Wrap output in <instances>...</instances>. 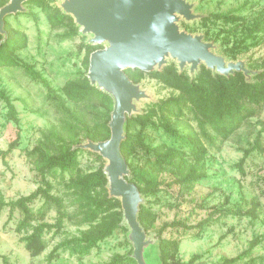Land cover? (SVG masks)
<instances>
[{
  "label": "trees",
  "instance_id": "trees-1",
  "mask_svg": "<svg viewBox=\"0 0 264 264\" xmlns=\"http://www.w3.org/2000/svg\"><path fill=\"white\" fill-rule=\"evenodd\" d=\"M9 1L0 0V8ZM24 4L40 9L52 29H63V39H72L80 34V28L73 18L48 0H28ZM27 14L37 21L38 17L34 12ZM214 18L230 25L233 30H237L240 24L245 23L244 17L234 13L219 14ZM206 20L207 18L202 17L201 23ZM3 31L4 34L0 33V68L19 65L17 53L26 48L27 35L13 28L6 17ZM260 34H264L263 14L257 15L250 25L245 27L244 38L238 43L240 46L226 49L224 55L234 59L237 54L249 49L248 42L251 46L257 45ZM82 47L85 49L82 63L84 72L66 80L58 94L51 95L49 84L31 66L24 64L23 67L34 79H40L47 87L49 97L61 111L69 128L76 129L69 123L70 119L78 123L81 119L76 117V114H71L66 107L67 102L72 104L90 102L102 109L105 121L92 128L83 127L82 130L87 140L105 141L110 137L107 124L113 109V99L96 86H92L87 78L89 56L95 50L102 49V46L84 44ZM261 65V68L255 69L258 73L253 75L252 80H247L242 72L222 76L207 69L203 64L199 65L192 76L185 70L179 71L175 63L148 73L138 69L124 71L133 84L137 85L142 79L150 78L172 92L169 97L148 104L142 113L125 118L124 140L120 144V152L126 161L129 175L124 178L138 188L142 200L152 197L154 201L160 202L162 194L166 191L174 187H190L206 177L208 149L203 139L192 127L188 126L186 131L178 130L176 121L181 122V119L191 114L206 140L226 141L247 119L255 116V107L264 105V59L261 60ZM0 101L7 109V118L17 123L15 107L3 90H0ZM207 130L211 133H207ZM156 133L167 136L171 140L170 143L155 144L156 139L152 135ZM72 135L73 138L67 142L56 132L51 133L52 138L44 137L27 152L33 170L40 178V184L30 194L15 200L5 201L0 196V212L8 208V221L15 211L19 212L21 217L15 225V233H23L21 239L30 257L41 255L46 248L44 234L61 232L67 216L64 199L52 193L53 185L48 178H53L63 185L67 205L73 209L72 216L79 219L80 227L85 228L78 230L77 235L65 238L54 246L47 255V260L51 261L59 251H68L72 256L83 258L97 248L100 242L119 231L124 236V243L130 248L125 254L112 255L105 264H137L132 257L133 248L128 240L129 229L123 221L120 200L109 197L108 194V181L103 170L104 161L98 154L79 148L80 141L77 139L79 134ZM260 137L261 134H257L250 151L259 148ZM16 144L17 140L9 143L5 150H0V160L4 161L16 148ZM137 150L144 152L146 160L140 164H133L130 158ZM85 152L100 162L97 168L91 171H84L81 168L79 157ZM248 153L250 152L246 151L245 155ZM242 162L243 159L239 165ZM240 171L242 172V169ZM37 201H43L56 209L54 223L44 221L43 212H34L33 205ZM258 207L256 198L241 196L240 203L222 212L213 207L204 219L194 225L181 219L164 222L156 232V263L196 264L200 259V255L194 254L187 262H182L178 257L180 240L163 236L164 232L187 235L195 231L194 235L198 237L212 220L217 219L216 216L224 214L257 219ZM137 219L144 232L148 233L155 228L157 215L141 203ZM261 242L262 238H256L241 254L233 258H224L216 264H238L243 258L248 259V264L256 262L264 264V256L252 257L253 249ZM3 263L8 264L5 259Z\"/></svg>",
  "mask_w": 264,
  "mask_h": 264
},
{
  "label": "rangeland",
  "instance_id": "rangeland-1",
  "mask_svg": "<svg viewBox=\"0 0 264 264\" xmlns=\"http://www.w3.org/2000/svg\"><path fill=\"white\" fill-rule=\"evenodd\" d=\"M48 1L61 8L65 0ZM184 1L191 6V13L196 19L186 20L177 15L176 25L179 31L201 36L204 42L212 44V53L223 57L226 63L243 62L244 68L250 72L246 78L252 80L255 69L261 68V60L264 59V34L259 35L257 45L251 46L248 42L249 49L237 54L234 59L224 55V52L234 46L238 48V43L244 38L245 27L249 26L257 15L264 16V0ZM28 12H34L38 17L37 21H34ZM230 13L245 18V23L240 24L237 30L214 18L219 14ZM5 17L13 28L27 35L26 48L17 53L19 65L0 68V90L5 91L10 98L18 118L17 123L10 121L6 115L7 109L0 101V150H5L9 143L17 140L16 148L4 161L0 160V196L5 201H10L30 194L40 184V178L35 174L27 156L28 151L44 137L52 138L51 133L54 132L67 142L73 138V133H77L79 145H84L88 140L84 138L82 128H92L103 123L105 113L90 102H67L66 107L71 114H76V117L81 119L79 123L70 119L69 123L76 129L69 128L61 111L49 97L47 87L40 79H34L23 67L24 64L31 66L49 84L51 95L58 94L66 80L84 72L82 63L85 49L82 45L91 44V34L80 33L72 39H63L64 30L52 29L40 9L29 4H22L21 12ZM202 17L207 18L203 23ZM101 46L104 48L107 43H102ZM170 63L178 65L176 60L168 56L165 64ZM183 70L193 75L190 65H185ZM138 88L145 96L133 101L135 111L131 115L142 113L148 104L165 99L172 93L150 78L142 79ZM255 110V116L247 119L224 142L206 140L191 114L186 115L181 122L176 121L178 130L186 131L188 126L192 127L203 139L208 149L207 175L190 187H174L166 191L162 194L160 202L154 201L152 197L142 200V203L157 215L155 228L145 236L148 241L144 253L147 264H157L156 232L164 222L181 219L194 225L204 219L213 207L222 212L240 203L241 196L258 200L257 219L221 214L220 217L216 216L217 219L212 220L198 237H195V231L187 235L167 231L163 236L180 240L178 257L182 262H187L192 255L198 254L200 259L196 264H216L224 258L241 254L256 238H262V242L253 249L252 257L264 256V105L255 107ZM207 133H211L210 130H207ZM259 133L260 146L250 151ZM152 136L156 139L155 144H169L171 141L164 134L156 133ZM246 151L250 153L245 155ZM79 159L84 171H91L100 164L87 152L80 155ZM242 159L243 162L239 165ZM145 160L146 156L142 150H137L130 158L133 164H140ZM48 180L53 185L52 193L64 199L66 205L67 216L62 231L58 234L45 233L44 252L32 258L24 249L21 239L23 233L16 234L14 231L21 217L19 212L15 211L8 221V208H4L0 212V264H4L3 259L7 260L8 264H105L112 255L125 254L129 250L130 247L124 243L123 234L118 231L100 242L97 248L83 258L72 256L68 251H59L56 257L48 261L47 255L54 246L85 228L80 227L79 219L72 216L73 209L67 205L63 185L53 178ZM33 210L36 213L43 212L44 221L55 222L56 209L52 205L37 201ZM238 264H248V259L243 258Z\"/></svg>",
  "mask_w": 264,
  "mask_h": 264
},
{
  "label": "water",
  "instance_id": "water-1",
  "mask_svg": "<svg viewBox=\"0 0 264 264\" xmlns=\"http://www.w3.org/2000/svg\"><path fill=\"white\" fill-rule=\"evenodd\" d=\"M27 1L10 0L0 8V33L4 34L5 16L21 12L22 4ZM60 9L73 18L80 33L92 35V45L107 43L106 47L90 54L87 78L92 86L113 99L107 124L110 137L99 142L88 140L79 148L90 150L107 161L103 170L108 194L120 200L123 221L129 229L132 257L137 264H147L144 253L148 241L137 219L142 198L138 188L124 178L129 170L120 152L125 118L135 111L133 101L145 94L124 71L160 70L166 66L165 59L169 56L178 62L179 71L190 65L193 74L201 64L226 77L234 72H242L246 77L250 72L243 62L226 63L223 57L212 53V44L204 42L201 36L179 31L177 15L186 20L196 19L184 0H65Z\"/></svg>",
  "mask_w": 264,
  "mask_h": 264
}]
</instances>
